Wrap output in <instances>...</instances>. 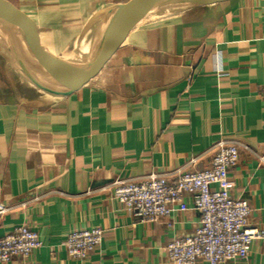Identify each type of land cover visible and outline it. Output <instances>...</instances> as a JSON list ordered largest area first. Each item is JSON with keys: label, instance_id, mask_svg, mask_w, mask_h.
<instances>
[{"label": "crops", "instance_id": "crops-1", "mask_svg": "<svg viewBox=\"0 0 264 264\" xmlns=\"http://www.w3.org/2000/svg\"><path fill=\"white\" fill-rule=\"evenodd\" d=\"M2 1L21 13L31 49L57 72L104 17L143 0ZM7 68L0 204L9 211L0 238L27 226L43 246L6 264H170L169 243L201 223L191 199L189 211L146 224L124 211L115 183L208 169L221 140L239 144L232 195L264 231V0L147 19L95 58L79 90L51 105L32 106L51 97ZM94 228L103 231L101 246L84 261L70 258L67 236ZM226 264H264V240L246 260Z\"/></svg>", "mask_w": 264, "mask_h": 264}, {"label": "built area", "instance_id": "built-area-1", "mask_svg": "<svg viewBox=\"0 0 264 264\" xmlns=\"http://www.w3.org/2000/svg\"><path fill=\"white\" fill-rule=\"evenodd\" d=\"M216 148L211 166L203 171L178 172L175 179H171L172 174H151L115 183L114 195L124 211L146 224L189 211L185 199H191L192 209L201 215V223L192 235L175 237L169 243L170 264H226L246 260L252 245L264 240V231L250 224L248 203L232 195L234 182L229 172L238 164L239 144L221 140ZM8 211L0 204V217ZM103 237L99 228L84 229L70 233L63 245L70 258L84 261L101 246ZM42 246L37 232L27 226L17 227L0 238V264L15 257L28 258Z\"/></svg>", "mask_w": 264, "mask_h": 264}, {"label": "water", "instance_id": "water-1", "mask_svg": "<svg viewBox=\"0 0 264 264\" xmlns=\"http://www.w3.org/2000/svg\"><path fill=\"white\" fill-rule=\"evenodd\" d=\"M223 1L226 0H143L118 7L87 35L75 71L61 75L51 71L46 65L48 62L31 49L26 21L21 13L12 4L0 0V24L17 32L12 35L0 28V52L13 68L25 74L34 88L51 97L47 102H36L32 106L51 105L79 90L90 74L95 58L143 21Z\"/></svg>", "mask_w": 264, "mask_h": 264}, {"label": "bare ground", "instance_id": "bare-ground-1", "mask_svg": "<svg viewBox=\"0 0 264 264\" xmlns=\"http://www.w3.org/2000/svg\"><path fill=\"white\" fill-rule=\"evenodd\" d=\"M1 27H2V29L6 30V31H9L12 35H16L15 34V30L11 29L7 25L0 24V28ZM80 59H81V50H80V54L75 59H73V58L69 59L68 65L66 67H64L63 69H61L60 71H57L55 73H58V74H61V75H69V74L73 73L75 71V69L77 68L78 64H79ZM1 60H3L6 64H8V60L5 58V56L3 54H2ZM52 66L50 65L49 67L52 68ZM14 70L16 71V73L20 77V79L25 80L27 82V85H26L27 88L28 87H30V88L33 87V85L28 81V79L25 78V76L21 75L16 68H14ZM32 89H35V88L33 87Z\"/></svg>", "mask_w": 264, "mask_h": 264}, {"label": "rangeland", "instance_id": "rangeland-1", "mask_svg": "<svg viewBox=\"0 0 264 264\" xmlns=\"http://www.w3.org/2000/svg\"><path fill=\"white\" fill-rule=\"evenodd\" d=\"M79 54H80V50L78 52L74 53L72 55V58L75 59ZM68 61H69V59L67 61H65V64H67ZM1 67H6V68L8 67L9 69L7 68L8 69L7 73H10V77H11V79H13L11 71H15L14 68L9 63L5 64V62L3 60H1V58H0V69H1ZM22 81L24 83V86H26L27 82L25 80H22Z\"/></svg>", "mask_w": 264, "mask_h": 264}]
</instances>
